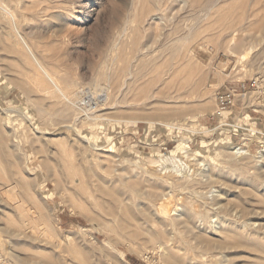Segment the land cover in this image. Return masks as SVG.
<instances>
[{"label":"rangeland","instance_id":"rangeland-1","mask_svg":"<svg viewBox=\"0 0 264 264\" xmlns=\"http://www.w3.org/2000/svg\"><path fill=\"white\" fill-rule=\"evenodd\" d=\"M22 6L20 32L59 83L75 85L74 102L100 95L98 84L114 101L87 123L61 98L33 90V67L0 43V125L11 134L6 146L21 162L23 182H32L15 188L0 159V264H170V249L183 264H264V141L253 133L264 132V0ZM255 78L263 83L239 98L237 85ZM117 81L127 84L121 93ZM226 89L235 91L233 106L217 119ZM252 104L254 111L242 110ZM234 148L250 155H232ZM61 179L81 196L77 202L54 186ZM156 187L177 209L162 220L168 231L174 224L176 241L109 242L99 189L158 217L157 204L148 203ZM18 201L43 216V237L24 229Z\"/></svg>","mask_w":264,"mask_h":264},{"label":"bare ground","instance_id":"bare-ground-1","mask_svg":"<svg viewBox=\"0 0 264 264\" xmlns=\"http://www.w3.org/2000/svg\"><path fill=\"white\" fill-rule=\"evenodd\" d=\"M22 1L23 0H0V43H1V45L4 48H6L7 50H9L10 53L18 54L21 57H23L22 59H24L26 62H28L33 67V71H34L33 75L31 77H29V82H31L33 90H35L38 93H45V94L47 93L52 100H58L61 98L67 104H69L71 106V108H73L75 110V112L81 114L82 120L86 121L87 123H90L88 121L92 120L91 117L92 116L94 117V115L97 112H99L100 109H103L101 106H105L109 102L114 101V100L113 101L109 100V98H110L108 95L109 92L105 88L107 85L105 86L104 84H102V86L103 85L105 86L103 89V87H101V84L100 85L98 84L97 90L99 89L98 91H100V89H102L100 91V92H102L100 95L94 96L95 93H93L92 94L93 96H91V94H90L89 96L81 98L78 101L74 102V99L71 97V94L74 91L73 89H75L74 88L75 85H73V83L70 81L66 82L64 84L62 82H61L62 84L59 83L54 78L55 76H53V72H52L53 70L51 68L47 67L45 65V63L41 62L39 60V58H37L32 47L30 46V44L26 41V39L24 38V36L20 32L19 23L26 19L22 13V10L24 9V7L22 6ZM32 9H30V10L28 9V11H31ZM235 39L231 40L232 43H235ZM230 43L231 42H229V44ZM231 45H233V44H231ZM238 45L242 46V43H240ZM241 46H239V47L241 48ZM236 47H237V44H236ZM245 56H246V54L241 55V60H243L245 58ZM32 67H30V68H32ZM167 67H169V65ZM122 71H123V69H122ZM106 77H108V76H106ZM106 77H104V78H106ZM106 79H109V78H106ZM110 83H111V81H110ZM114 84H115L114 88H115V91L117 93H121L122 90L124 89V87H127L126 86L127 84H125V82H123V81H121L120 83L117 81ZM108 85H109V83H108ZM110 86H112V85L110 84L109 87ZM114 88H112V90H114ZM109 91H110V88H109ZM117 93L115 95H118ZM112 94H113V92H112ZM115 97L113 96L114 99H115ZM98 115L95 116V118H93V119L98 120L102 117V116L100 117V115L99 116ZM94 120H92V121H94ZM96 120H95V122H96ZM4 130H5L4 127H2V125H0V159H1L2 164H3V168L6 170V177L8 180H10V183L15 186V188L23 187V188L30 189L32 182L31 181H24L23 182V180L20 176L21 173L23 172V168H22V165H21V162H20L18 156L15 153V150L8 149V146H6L7 142L10 140L9 139L6 140L5 137H10L11 134L8 135L7 132ZM231 154L237 155V156L238 155L239 156H249L250 155L247 149H242V148L232 149ZM166 160H173L174 161L175 157H170ZM91 173H92V171H91ZM72 177H73V175H72ZM72 177L69 178V181H71V183H74L75 179L73 178L74 180H72ZM64 178H66V177L64 176ZM182 179H184L186 181L189 178L187 177V175H185ZM85 180L86 181H84L82 179L78 180L79 185L84 186V185L89 184L88 176L86 177ZM69 181L67 179H61V181L60 180H59V182L54 181L53 183H54V186L60 191V193L62 192V194L66 200L69 199V201L73 200V201L77 202L78 201L77 196H78V198H81V196L79 197V195L76 194L72 190V189H74L73 187H68L67 184ZM79 185H77V186H79ZM99 190H101L100 192L102 194L106 195L105 197L107 198L106 205H104L105 203H103V205H99L100 204L99 202H98L99 203L98 205H99V208L101 209L100 211L104 217L102 227H104V230L108 233L107 234L105 232V234H107V236H108L109 242H112V243L115 242L116 243L115 239H114L115 241H113L112 236H114L116 238L117 237L121 238V240L124 239L123 241L126 240L128 242L139 240V239H144V238L147 239L146 241L152 242V243L156 242L155 240L159 241V239L165 243L172 242L174 240L176 241L177 237H176L174 229H173L174 224L172 225L171 230L168 231L167 227L164 226V222H162L163 219H165V220L170 219L172 217L171 213L172 212L175 213V211L177 210L176 208H174L175 205L173 204L174 206L173 205L170 206V202H169L170 200L168 198H165L166 194L164 193V189H160L157 187L155 189H152L151 190L152 192L150 194V198L148 200V203H150V204H152V203L157 204L158 217H155V215L153 213H151L150 210H148L144 205H143L144 207H139L137 210L133 211L131 208L132 206L130 203L131 202L130 199L129 198L127 199L122 194L120 196L119 192L116 194L115 191H114V193H112L109 191L105 192L102 189H99ZM138 191H137V193L140 192V191L139 192ZM100 192H98V193H100ZM90 193L87 192V194H88L87 196L89 197V199H91L92 201L95 200V198H94L95 195L94 196L90 195ZM137 196L140 197L141 193H140V195L137 194ZM18 202L19 203L17 206H18L19 214L24 218V220L26 222L24 229L28 230V232L34 238L36 237V239L37 238L39 239V237L40 238L43 237L45 235L44 227L40 225V223H43V220H44L43 216H41V214L39 212H36V211L32 212L31 210H29V208H26L23 205V203H20V201H18ZM36 202L39 204V207L43 208V205H41L39 203V201H36ZM95 205H97V204H95ZM101 218H102V216H101ZM158 218L161 220L159 221ZM189 219L190 218L187 215L184 217V220L182 218V223L185 224V232H187V230H188V229L186 230L187 225H188V227L190 225ZM170 220H172V219H170ZM161 224H163V227L161 226ZM166 224H168V222ZM100 225H101V223H100ZM153 225H157L158 228H155ZM169 229H170V227H169ZM183 234L180 233L178 236V240L180 242H181V238H182ZM113 246H115V245H113ZM177 256H176L175 250L170 249L169 252L167 251L165 259L170 264H183L184 260L181 258H178Z\"/></svg>","mask_w":264,"mask_h":264},{"label":"built area","instance_id":"built-area-1","mask_svg":"<svg viewBox=\"0 0 264 264\" xmlns=\"http://www.w3.org/2000/svg\"><path fill=\"white\" fill-rule=\"evenodd\" d=\"M261 83V80L259 78H255L251 80L248 84H245L244 82L239 83L236 88V94L239 98L242 100H245L249 94H251V90L257 89ZM233 90L226 89L222 94H219L217 96V107L215 111V117L222 118L223 115L227 112V110L233 106L234 102V92ZM255 104H252L251 106L247 107L246 106L242 109L245 110L246 112L249 110H253ZM254 111V110H253ZM253 133L259 135L262 140L264 141V132H257L253 131Z\"/></svg>","mask_w":264,"mask_h":264}]
</instances>
